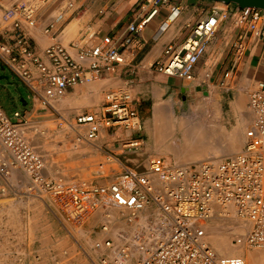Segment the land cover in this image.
I'll use <instances>...</instances> for the list:
<instances>
[{"label": "built area", "instance_id": "built-area-1", "mask_svg": "<svg viewBox=\"0 0 264 264\" xmlns=\"http://www.w3.org/2000/svg\"><path fill=\"white\" fill-rule=\"evenodd\" d=\"M47 1L51 0H15L4 11L2 24L13 30L8 39L0 38V58L28 85L42 108L58 111L56 101L70 88L105 72H116L124 54L123 45L112 35L97 42L94 33L67 45L54 42L37 51L23 26H36L41 3ZM147 1L152 10L140 22L130 24V32L142 30L159 7L171 0ZM68 6L75 7L72 1ZM235 12L241 31L234 50L237 60L241 59L248 34L264 36V9L213 1L204 5L199 19L186 23L182 41L165 47L155 63L157 70L196 80L197 66L210 41ZM172 14L161 24V31L174 20L169 21ZM54 26L51 20L44 31L50 33ZM230 75L231 71L225 73L226 78ZM249 108L252 120L240 152L186 163L156 154L149 159L147 169L140 170L124 165L116 154L97 145L108 153L110 163L115 161L122 167L114 178L101 182L50 177L43 153L26 135L28 121L19 111L13 120L0 104V144L4 148L0 152V197L11 190L19 192L11 177L22 171L29 179L27 192L49 198V206L61 210L66 221L92 211L102 213L97 239L91 245L100 253L98 261L88 256L93 264H248L240 255H220L208 241L205 224L217 217L239 219L244 225L235 236L236 244L264 246V80L250 91ZM67 125L73 132L67 137L74 136L76 142L98 141L104 133L114 134L118 129H143L134 96L126 87L108 91L99 109L83 110ZM141 144L142 139L132 138L123 145L133 148ZM114 169L110 166L107 170Z\"/></svg>", "mask_w": 264, "mask_h": 264}, {"label": "rangeland", "instance_id": "rangeland-1", "mask_svg": "<svg viewBox=\"0 0 264 264\" xmlns=\"http://www.w3.org/2000/svg\"><path fill=\"white\" fill-rule=\"evenodd\" d=\"M52 1L41 3L39 16ZM207 3L213 4V1H205V4ZM58 5L59 2L54 7ZM59 13L60 11L56 10L54 15ZM49 21L46 22V25ZM63 22L65 29L60 35L61 43L67 45L73 40L78 41L83 36L82 26L78 24L75 15L64 18ZM75 22L77 29L72 31L70 26ZM90 32L85 36L89 37L94 29ZM94 39H96L95 34ZM3 74L9 75L10 79L7 80L0 76V104L13 120H17L15 115L17 109L23 111L25 108L31 107L30 102L24 103L26 99H29L28 88L14 76L12 71L4 69L0 64V75ZM98 82H100V77L79 85V91L74 95L70 96L68 93L64 95L56 101L58 111L49 107L42 108L38 102L37 106L41 108L40 113L37 116L29 117L26 135L43 153L46 172L50 177L101 182H107L114 178L116 173L122 171L120 163L115 161L110 163L108 153L97 145L116 154L124 165L140 170L147 169L149 159L156 154H162L168 160L186 163L207 158H221L240 152L244 146L245 133L252 120L249 93L255 86L249 90L247 107L242 108L240 127H225L221 122L220 95L217 88H214L213 82L205 78L202 81L199 79L183 80L186 89L177 94L174 100L166 102L169 116L179 122L187 120L186 126L190 130L195 132L200 130L197 132L199 134L196 138L194 137L192 147L181 148L179 145V147L174 145L179 138H182V131L179 128H174V132L171 131L168 137L160 136L156 142L149 145L150 136L146 127V119L150 113L142 114L144 128L134 132L135 136L140 134L144 138L138 147L125 148L124 145H118L119 140L115 141V145H113L108 133H104L98 141L76 142L73 139L74 136L67 137L68 133H73L68 127L67 121L75 122L77 114L81 111L97 110L100 107L108 91L99 101L97 97ZM22 97H24L23 100ZM237 132L238 134H236ZM233 142L236 143L235 150L228 152L232 147L229 144ZM163 150L169 152L162 153ZM3 151L4 148L0 144V152ZM145 153L149 156H143ZM110 166L115 169L107 170ZM11 182L16 185L19 192L11 190L7 196L0 197V264H93L88 256L98 261L97 255L100 253L96 249H92L91 245L97 239V221L104 218L102 213L92 211L80 219L66 221L61 210L49 206L51 201L49 198H41L27 192L29 179L24 172L14 173ZM215 220L219 223V227H222L218 233L210 229ZM211 221L205 224V227L208 241L212 246L210 240L214 235L226 236L232 245H237L235 236L242 231L244 225L241 220L217 217ZM247 248L248 251L254 253L255 259L259 263L264 264V246H248Z\"/></svg>", "mask_w": 264, "mask_h": 264}, {"label": "crops", "instance_id": "crops-1", "mask_svg": "<svg viewBox=\"0 0 264 264\" xmlns=\"http://www.w3.org/2000/svg\"><path fill=\"white\" fill-rule=\"evenodd\" d=\"M14 1L0 0L1 24L4 11ZM70 1L74 3V9L68 6ZM58 2L59 5L54 7ZM204 5H206L205 2L200 0H171L170 3L159 7V11L142 30L130 32L129 25L136 24L145 18L153 8L152 3L147 0H53L42 11L36 26L29 27L24 24L23 29L26 35L34 41L36 50L41 51L55 41L62 42L60 35L65 29L63 19L75 15L78 24L82 26L83 36L88 35L94 29L93 33L96 35L97 42L104 35L110 34L117 44H122L124 62L119 65L116 72H105L100 77V82L97 83V97L100 101L105 92L109 90L119 87L128 88L134 96L135 106L141 117L142 114L150 113L146 119V127L150 136L148 144L150 145L161 136L153 127L157 105H167L166 102L174 100L177 94L186 89V84L183 82L185 79L158 71L155 63L162 57L169 43H179L184 39L187 32L186 23L199 19L202 16ZM175 9L178 11L174 14V20L167 29L161 31V24ZM56 10L60 11L58 15H54ZM237 18L238 13L235 12L222 23L219 31L210 41L208 50L199 62L196 71L197 79L211 80L214 88H217L222 104L221 122L225 127L240 126L242 108L247 107L250 88L256 86L258 81L264 80V36L256 37L249 33L247 48L241 59L237 60L234 43L241 31L237 25ZM48 20L55 21V26L50 33L44 31ZM1 26L0 38L6 40L13 29L10 25L4 27L2 24ZM76 29L77 23L75 22L70 26V30L75 31ZM0 64L4 69L12 71L14 76L28 88L29 99L25 101L26 104L30 102L31 107L16 111H19L22 118L27 121L29 117L37 116L41 108L37 106L38 100L33 97L31 89L1 58ZM227 71H231V75L226 78ZM206 74L210 76L206 77ZM78 86L70 88L67 93L70 96L74 95L79 91ZM134 132L118 129L114 134H109L110 142L115 145V141L119 140L118 145H123L132 138L142 139L143 142L144 138L140 134L135 136ZM168 152L167 150L162 151V153ZM147 153L143 156L146 157Z\"/></svg>", "mask_w": 264, "mask_h": 264}, {"label": "bare ground", "instance_id": "bare-ground-1", "mask_svg": "<svg viewBox=\"0 0 264 264\" xmlns=\"http://www.w3.org/2000/svg\"><path fill=\"white\" fill-rule=\"evenodd\" d=\"M217 3H222V2H217ZM178 10L175 9L173 11V14L171 16V19H169V21H171L174 17H175V12H177ZM178 14V13H177ZM176 14V15H177ZM165 104V103H164ZM85 106V105H84ZM168 107V106H167ZM80 108V107H79ZM180 119V118H179ZM187 122V120H185ZM186 122H183L180 120L177 121L176 119H174L173 117L169 116L168 112H167V108L166 105H157L156 107V111L154 113V119H153V127L154 129H156V132L159 133L161 136H167L169 134H171V131L174 132L175 129L179 128L180 131H182V138L178 139L174 145H179L181 148L183 147H192L194 142V139L196 138V136L199 134L197 132H200V130H190V128H187L186 126ZM240 127V126H239ZM238 127V128H239ZM175 128V129H174ZM238 130V129H237ZM236 131V130H235ZM195 132V133H194ZM211 132V131H210ZM238 134V132L236 133ZM173 135V134H172ZM171 135V136H172ZM194 135V136H193ZM179 136V135H178ZM166 137V138H167ZM173 137V136H172ZM195 137V138H194ZM221 137V136H220ZM178 138V137H177ZM204 138V137H203ZM165 139V138H164ZM163 139V140H164ZM200 139V138H199ZM219 140V139H218ZM213 141V140H212ZM169 142V141H166ZM196 142V141H195ZM216 142V141H214ZM232 142V141H231ZM213 143V142H212ZM217 143V142H216ZM196 144L194 143V146ZM220 145V144H219ZM230 147L229 150H231L232 152L235 150V146L236 143L233 142L232 144H229ZM178 146V147H179ZM212 146V145H211ZM196 147V146H195ZM180 148V149H181ZM225 148V147H224ZM189 149V148H188ZM216 149V148H215ZM206 150V149H205ZM208 150V149H207ZM228 151V149H225ZM174 151V150H173ZM188 151V150H187ZM199 151H202L199 149ZM230 152V151H229ZM177 153V152H176ZM180 153V152H179ZM200 153V152H198ZM211 153V152H210ZM228 153V152H227ZM212 154V153H211ZM218 155H220L218 153ZM187 157V156H186ZM208 157V156H207ZM210 157V156H209ZM179 158V157H178ZM181 159V158H180ZM212 222V221H211ZM225 223V222H224ZM219 223L215 220V222L213 224H211V230H213V232L215 231L216 233H218L219 230L222 229V227H219L218 225ZM226 225V224H225ZM221 226V225H220ZM207 230V229H206ZM211 233V232H210ZM211 243L213 244V246H215L216 250L218 251V253L220 255H240L245 257V259L247 260L248 264H261L259 263L256 259H255V255L253 252L248 251L243 245H232L231 241L229 238H227L226 236H216L214 235L213 237H211ZM247 250V251H246ZM256 254V253H255ZM263 262V261H262Z\"/></svg>", "mask_w": 264, "mask_h": 264}, {"label": "water", "instance_id": "water-1", "mask_svg": "<svg viewBox=\"0 0 264 264\" xmlns=\"http://www.w3.org/2000/svg\"><path fill=\"white\" fill-rule=\"evenodd\" d=\"M209 1H216V2H222L226 4H235L239 8H246V7H255L264 9V0H209ZM3 78H6L7 80L10 79V76L7 74L0 75ZM24 97H22V100ZM26 104V101L24 102Z\"/></svg>", "mask_w": 264, "mask_h": 264}]
</instances>
